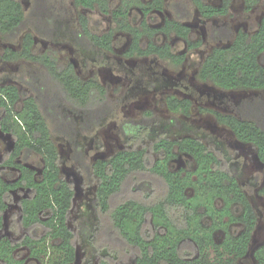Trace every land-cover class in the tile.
Instances as JSON below:
<instances>
[{
  "label": "trees",
  "instance_id": "1",
  "mask_svg": "<svg viewBox=\"0 0 264 264\" xmlns=\"http://www.w3.org/2000/svg\"><path fill=\"white\" fill-rule=\"evenodd\" d=\"M73 1L114 18V27L96 33L89 18L79 16L74 38L89 48L112 51L115 33L122 30L131 35L124 51L126 57H157L180 64L187 53L176 52L168 42L154 41L157 32L183 38L188 51L203 45L184 23L188 10L181 2L171 3L174 16L162 26L154 27L148 15L154 10H164L166 0H121L114 9L110 0ZM191 1L203 18L225 17L232 12L233 0L217 4L209 0ZM245 1L246 9L251 10L260 0ZM135 5L144 14L138 25L129 18ZM64 17L57 0H32L29 11L21 0H0V37L15 40L23 34L21 48L7 47L0 58L30 60L42 65L46 72L40 79L35 76L27 79L33 94L22 93L16 84L0 83V129L10 133L14 140L13 148L0 161V168L14 167L19 171L15 181H8L0 169V231L13 201L12 191L28 190L19 200V210L11 216L10 228L20 231V237L17 240L0 237V264H25L16 254L21 247L29 248L30 256L40 264H72L79 235L93 244V251L100 256L98 264H116L110 253L114 246L110 242L99 244L102 225L108 226L126 250L136 254L135 264H243L238 259L250 249L258 214L239 182L238 168L229 164L218 144L211 145L195 135L173 139L164 130L149 145L143 144L156 117L154 111L148 110L142 119L127 120L121 125L122 135L131 144L140 142L138 146L119 149L92 163L83 159V145L78 137L98 126L114 110L109 89L96 78L80 77L72 63L39 54L34 33L22 32L29 26L42 38L53 40ZM210 37L226 44L216 45L206 54L198 71L200 80L223 90H264V15L254 32H235L229 25H220L212 29ZM165 103L172 112L191 114L193 101L188 97L168 95ZM241 107L238 115L211 107L199 110L212 114L239 140L251 143L264 163V101L255 100ZM71 110L81 115L80 121ZM177 125L182 127L181 123ZM54 132L70 138L75 158L83 159L87 174L96 178L95 224H90L87 217H82L75 230L69 224L75 189L61 173ZM181 153L189 156V162L175 169L172 160ZM31 154L44 158L40 176L35 168L19 161ZM223 162L227 164L225 167ZM142 174L153 179H145ZM140 175L132 190L142 193L114 202L124 186L134 183ZM154 179L163 183V187L153 200L150 195L154 192ZM260 192L264 194V185ZM219 232L223 235L217 240ZM254 256L256 264H264V244L256 248Z\"/></svg>",
  "mask_w": 264,
  "mask_h": 264
},
{
  "label": "rangeland",
  "instance_id": "2",
  "mask_svg": "<svg viewBox=\"0 0 264 264\" xmlns=\"http://www.w3.org/2000/svg\"><path fill=\"white\" fill-rule=\"evenodd\" d=\"M141 1L147 2L148 0ZM220 1L209 0L214 4ZM21 2L24 9L29 11L32 0H21ZM173 2L184 4L188 10L184 23L190 26L195 39L203 41L201 47L188 51L187 42L183 38L175 34L167 35L157 32L153 38L154 41L168 42L176 52L187 53L185 61L180 64L157 57H126L124 51L131 42V35L122 30L115 33L112 51L93 49L79 44L74 38L73 31L79 29L80 15L89 18L90 26L96 33H104L115 24L111 15L104 14L99 9L91 10L78 6L73 0H57L58 8L65 17L60 21L62 27L53 40L42 38L29 26L24 27L22 32L32 31L34 33L35 50L39 54H50L58 62H70L80 77L96 78L109 89L111 100L115 105L114 110L98 126L78 137V142L83 145V159L87 163L108 158L119 149L132 145L138 146L140 142L131 144L122 135L121 125L127 120L142 119L145 117V111L148 110L154 111L156 115L154 122L157 121V124L152 123L153 126L142 140L143 144L149 145L154 136L164 130L165 135L173 139L195 135L203 137L211 145L218 144L222 147L229 164L238 168L239 182L258 214V224L250 249L247 255L239 258L238 261L243 264H256L254 251L264 244V194L260 192L264 185V163L251 143L239 140L230 128L218 123L212 114L203 113L199 108L211 107L238 115L241 114L239 110L242 109L241 105L244 103H251L255 100L264 101V90H223L210 82L200 80L198 71L204 57L214 46L226 44L224 41H216L210 37L212 29L220 25H229L235 32L238 30L256 31L264 15V0H260L251 10L246 9L245 0H233L230 15L211 18H203L191 0H166L164 10H154L148 15L151 26L160 27L166 19L174 16V9L171 6ZM120 3L121 0H110L111 9L117 8ZM129 18L133 24L138 25L144 18L141 8L137 5L133 6ZM22 35L15 40L0 37V53L7 47L20 49ZM45 73L43 66L36 62L26 59L4 61L0 58V83L16 84L22 93L33 94L34 89L29 86L27 79L31 76L40 79ZM168 95L190 98L193 101L191 114L184 115L170 111L165 103ZM20 105L18 104L17 108ZM71 112L77 120H81V115L72 110ZM177 123H181L182 127H179ZM54 138L61 156V173L75 189L74 206L69 224L75 230L82 217H87L90 224H95L93 199L97 185L96 178L87 174L83 159L81 161L75 158L74 145L70 138L56 132H54ZM13 146L12 135L0 129V161H3L4 155ZM19 161L35 168L38 176L42 174L44 167L42 155H27L26 159L20 157ZM188 162L189 156L181 153L172 160V167L178 169L187 166ZM226 165L223 162V167ZM0 169L3 170L4 177L8 181H15L19 176V171L14 167L3 166ZM142 176L149 180L153 179L148 174H142ZM142 176H138L132 184L127 183L113 199L114 202L140 195L141 190L133 191L132 189ZM153 183L154 192L150 195V199L154 200L158 198L159 191H162L163 183L155 179ZM27 193L28 190L25 189L12 191L13 201L6 212L4 229L0 231V237L7 236L14 240L20 237V231L17 232L16 229L10 228L11 216L19 210V200ZM23 233L28 232L23 230ZM222 235V232H219L216 235L217 240H220ZM76 240L77 254L72 264H98L100 256L93 251V244L81 235ZM120 241L113 236L108 226L102 225L99 244L110 242L114 246L110 253L115 256L116 264H135L136 254L132 250H126ZM115 250L119 253L117 254ZM16 254L25 260V264H40L30 256L27 247L19 248Z\"/></svg>",
  "mask_w": 264,
  "mask_h": 264
}]
</instances>
